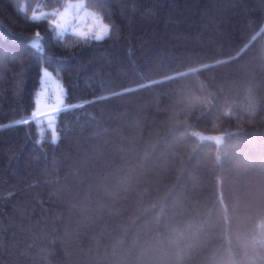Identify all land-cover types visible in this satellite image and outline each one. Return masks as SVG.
Masks as SVG:
<instances>
[{"label":"trees","instance_id":"trees-1","mask_svg":"<svg viewBox=\"0 0 264 264\" xmlns=\"http://www.w3.org/2000/svg\"><path fill=\"white\" fill-rule=\"evenodd\" d=\"M68 1L0 0V264H264V0Z\"/></svg>","mask_w":264,"mask_h":264},{"label":"rangeland","instance_id":"rangeland-1","mask_svg":"<svg viewBox=\"0 0 264 264\" xmlns=\"http://www.w3.org/2000/svg\"><path fill=\"white\" fill-rule=\"evenodd\" d=\"M72 5L73 7H69ZM50 10H35L30 14L33 19L44 18L48 16ZM55 29L60 32H71L79 35L81 31L89 32V37L94 36L97 32L103 34L107 29L109 32L108 24L101 18L95 11L85 6L84 0H70L62 10L57 12L56 16L51 19ZM89 29H91L89 31ZM34 45H40V36H35L30 40ZM36 47V46H34ZM39 47V46H38ZM37 47V48H38ZM64 87L57 77L50 69L42 67L40 77V88L36 97L35 114L36 119L43 118L45 121L53 119V115L57 112L64 101ZM33 118V116H32ZM56 135V131L53 135ZM200 138L220 140L221 136L212 133L197 132Z\"/></svg>","mask_w":264,"mask_h":264},{"label":"snow or ice","instance_id":"snow-or-ice-1","mask_svg":"<svg viewBox=\"0 0 264 264\" xmlns=\"http://www.w3.org/2000/svg\"><path fill=\"white\" fill-rule=\"evenodd\" d=\"M69 7H73V6H72V5H69ZM90 30H91V29H89V31H90ZM107 35H108V30H107V29L104 30L103 34H101L100 32H97L94 36H91V37H89V32L81 31V32L79 33V36H80L81 38H89V39H91V40H95V41H101V40H103ZM34 46L38 47L39 45L37 44V45H34ZM33 118H35V114H33ZM28 122H29L28 120H21V121H19L18 123L24 124V123H28ZM57 140H58V137L54 134V135H53V138H52V143H56Z\"/></svg>","mask_w":264,"mask_h":264}]
</instances>
